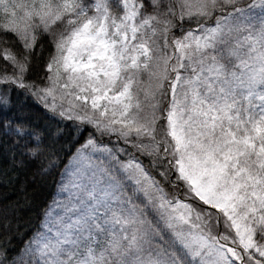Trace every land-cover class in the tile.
<instances>
[{"label":"snow or ice","instance_id":"1","mask_svg":"<svg viewBox=\"0 0 264 264\" xmlns=\"http://www.w3.org/2000/svg\"><path fill=\"white\" fill-rule=\"evenodd\" d=\"M0 161V264H264V0H0Z\"/></svg>","mask_w":264,"mask_h":264},{"label":"trees","instance_id":"2","mask_svg":"<svg viewBox=\"0 0 264 264\" xmlns=\"http://www.w3.org/2000/svg\"><path fill=\"white\" fill-rule=\"evenodd\" d=\"M34 119H36L38 122L43 119V117L39 113H34ZM3 167V162L0 161V168ZM23 178V177H22ZM39 188V193L42 197L48 196L50 193L54 191L53 186L51 185V178L49 177V182L47 185L43 187H39L38 185L29 183V189H37ZM2 203V201H0Z\"/></svg>","mask_w":264,"mask_h":264}]
</instances>
